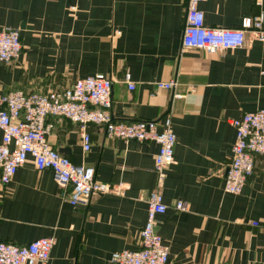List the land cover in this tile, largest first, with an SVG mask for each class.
<instances>
[{"label": "crops", "instance_id": "obj_1", "mask_svg": "<svg viewBox=\"0 0 264 264\" xmlns=\"http://www.w3.org/2000/svg\"><path fill=\"white\" fill-rule=\"evenodd\" d=\"M187 0H0V29L19 30L21 52L0 63V95L57 90L76 79H112L115 121L169 117L175 135L173 164L159 188L166 212L156 232L168 247V264H264V159L240 194L223 191L235 130L230 120L264 110V43L246 34L238 49L213 54L181 45ZM204 25L239 29L263 13L252 0H205ZM264 28V21H263ZM128 72L134 84L123 82ZM175 80L172 90L155 88ZM179 97H174V95ZM49 145L76 166L95 169V181L119 193L72 206L71 188L31 158L11 182L0 185V239L25 246L53 238L48 264H113L110 256L137 250L155 189L158 145L105 137L89 126L83 151L76 124L50 118ZM160 129V128H159ZM1 140V133H0ZM184 202L187 210L175 209ZM256 222L257 226L251 223Z\"/></svg>", "mask_w": 264, "mask_h": 264}, {"label": "built area", "instance_id": "obj_2", "mask_svg": "<svg viewBox=\"0 0 264 264\" xmlns=\"http://www.w3.org/2000/svg\"><path fill=\"white\" fill-rule=\"evenodd\" d=\"M205 0H187L185 24L181 45L184 50L199 49L213 54L222 50L241 48L246 34L254 41L264 43L263 13L244 18L239 29H215L204 25L199 4ZM260 8L263 0H252ZM21 52L19 30L0 29V63L9 65ZM123 82L132 91L134 84L126 72ZM175 80L157 82L159 90H174ZM112 79L104 75L76 79L72 84L57 90L24 94L14 91L0 95V185L6 186L17 170L31 158L36 171L48 170L58 186L70 187L68 202L72 206L87 207L91 200L103 194L119 193V188L95 181V169L76 166L54 150L47 137L54 129L50 118L60 123L63 119L79 128L83 151L90 149L89 126L103 128L105 137L140 143L154 142L158 151L153 171L155 189L147 200V215L140 231L137 250H122L110 256L113 264H168V247L156 232L157 217L166 212L159 188L166 178V170L173 164L175 135L170 118L159 124L155 121L120 122L111 115L110 94ZM174 97H179L174 95ZM235 130V140L224 176L223 191L240 194L254 170V158L264 159V110L246 113L230 120ZM160 128V129H159ZM175 209L187 210L184 202H177ZM257 226L256 222L251 223ZM53 238H40L25 246H17L0 239V264H48Z\"/></svg>", "mask_w": 264, "mask_h": 264}]
</instances>
